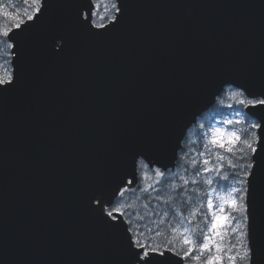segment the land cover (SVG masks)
<instances>
[{"label":"water","instance_id":"95a60500","mask_svg":"<svg viewBox=\"0 0 264 264\" xmlns=\"http://www.w3.org/2000/svg\"><path fill=\"white\" fill-rule=\"evenodd\" d=\"M82 3L50 0L10 55L20 81L0 93V264H122L128 224L108 230L87 193L114 203L141 158L173 169L223 81L264 86V0H128L100 37L78 23Z\"/></svg>","mask_w":264,"mask_h":264},{"label":"snow or ice","instance_id":"6c2138e0","mask_svg":"<svg viewBox=\"0 0 264 264\" xmlns=\"http://www.w3.org/2000/svg\"><path fill=\"white\" fill-rule=\"evenodd\" d=\"M102 2L83 0L78 16L81 28L97 37L119 25L129 7L128 0H107L103 3L104 14L100 15L96 9L101 8ZM25 3L30 12L26 9L23 13L11 10L3 13L10 25L0 30V43L9 52L3 54L0 50V59L8 65L14 64L8 60V55L18 58L15 49L26 33L40 25L50 0H25ZM95 17L99 18V23L95 22ZM0 68L4 69L0 75V93H6L17 87L20 76L4 65ZM221 88L229 92L230 98L241 108L233 110L234 118L205 129L204 150L197 153L200 159H190L187 166H183L186 173L188 168L194 169V173H189L191 179L171 174L167 166H161L164 170L161 167L152 169L157 177L155 184L166 188L163 194L157 191L155 199L167 207L157 228H148L147 232L163 239L152 243V237L138 225L135 232L131 226L126 227L119 245L122 264H264V86L225 80ZM243 110L250 119L241 118ZM237 125L242 127L237 128ZM134 164L143 166V158ZM206 173L211 174L209 178H205ZM169 176H172L171 182ZM214 179L228 188L224 194L213 188L201 198L198 189L188 188L190 184L201 182L211 186ZM133 183L134 180H127L115 195L123 198L131 191L128 186ZM152 188L154 185H149L140 191L148 193ZM113 198H106L103 191L87 193L89 210L97 213V219L108 230L119 229L124 223L121 217L131 207L127 204L115 206ZM105 205H108L107 210Z\"/></svg>","mask_w":264,"mask_h":264},{"label":"rangeland","instance_id":"374dc122","mask_svg":"<svg viewBox=\"0 0 264 264\" xmlns=\"http://www.w3.org/2000/svg\"><path fill=\"white\" fill-rule=\"evenodd\" d=\"M107 0H103L101 4L100 9H96L100 13V15H103V3H106ZM27 9V4L25 3V0H0V30L9 27L10 21L8 18L4 17L3 13L8 12L11 10L13 13L19 11L23 13ZM30 12V9H27ZM95 22L99 23V18H94ZM106 23V21H105ZM0 50H2L3 54H7L9 50L5 49L4 44L0 43ZM9 60V55H8ZM0 65H4L5 67H8L10 69V65L7 64V62L3 59H0ZM4 69L0 68V75L3 74ZM218 104L222 106L231 105L232 107H228L229 111L227 115H224L222 117H215L213 114L206 115L205 117H202L198 120L197 124L192 127L185 140H184V147L180 151V159L181 161L177 164L176 168L173 170H169L171 174H179V175H185L187 178L191 179L192 176L189 175V173H194V169L188 168V172L186 173L184 171L183 166H187V161L190 159H197L200 158L197 156V153L204 150V138L203 133L205 129L209 126H220L219 122L224 119H232L234 118L233 110L235 108L239 109L238 103L236 101L232 100L230 98L229 92H224L218 99ZM241 118L250 119L249 117L246 118L243 115V112H240ZM203 126V127H202ZM237 128H241V125H237ZM139 174H140V180L138 183L133 187L135 190L134 192L130 194H125L123 198H119L116 200V202L113 204L115 206H119L121 204H127L131 207L126 209V214L124 215V218L126 221L133 225L135 229L137 228V225L140 227V229L144 230L148 236H151V242L152 243H159L163 237H155L152 235V233L147 232L148 228L156 229L158 222L160 220V217L163 215V210L166 209V205H164L162 202L157 201L155 199L157 191H160L162 194L166 191V188H162L160 185H156L155 181L157 177L155 176L152 169H149L145 164L141 167H139ZM205 178H209L211 174H204ZM211 178H214L211 177ZM172 181V176H169V182ZM177 183H179V180H176ZM232 182L230 181L229 184ZM149 185H154V188L149 189L148 193L141 192L140 189L147 188ZM239 187V185H236ZM189 189H198L200 192L201 198H203V194L205 192L211 191V189L215 188L217 189L218 193L224 194L228 188L222 186L221 182L219 180L214 179V183L211 186H208L201 182L199 185H189ZM143 194L148 195L150 199H152V204L150 205L145 201V198L143 197ZM190 194V193H189ZM215 195V194H214ZM179 200V197H177ZM218 203V201H217ZM155 213V214H153ZM187 213L185 212V215ZM140 217H143V219H140ZM168 219H171V217H168ZM234 226V225H233ZM165 226H162L160 228L161 231L164 230ZM225 243L228 241V235L226 234L225 237ZM234 239V238H233Z\"/></svg>","mask_w":264,"mask_h":264},{"label":"trees","instance_id":"16d2710c","mask_svg":"<svg viewBox=\"0 0 264 264\" xmlns=\"http://www.w3.org/2000/svg\"><path fill=\"white\" fill-rule=\"evenodd\" d=\"M238 108L240 109L241 106H238ZM235 109H237V108H235ZM228 111H229V108H228L227 106H222V105H219V104H215V105L212 107L211 111L208 112L207 114H205L204 116L209 115V114H213L215 117H220V116L225 115L226 113H228ZM244 116H245V114H244ZM245 117H246V116H245ZM246 118H248V117H246ZM180 161H181V159L179 158L178 163H179ZM132 192H134V190L127 192V194H130V193H132ZM125 194H126V193H125ZM143 197L145 198V201H146L148 204L153 205V204H152V199H150V198L148 197V195L143 194ZM130 226L133 228V232H135V231H136L135 227H133V225H131V224H130ZM142 239H143V237H142Z\"/></svg>","mask_w":264,"mask_h":264}]
</instances>
